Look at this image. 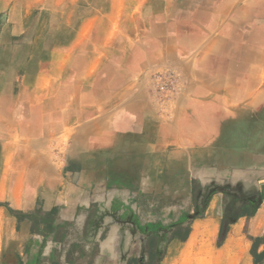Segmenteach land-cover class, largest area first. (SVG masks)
Listing matches in <instances>:
<instances>
[{
  "label": "crops",
  "instance_id": "1",
  "mask_svg": "<svg viewBox=\"0 0 264 264\" xmlns=\"http://www.w3.org/2000/svg\"><path fill=\"white\" fill-rule=\"evenodd\" d=\"M192 182L212 237L244 200L220 248L263 237L264 0H0V264H137L152 184Z\"/></svg>",
  "mask_w": 264,
  "mask_h": 264
},
{
  "label": "rangeland",
  "instance_id": "2",
  "mask_svg": "<svg viewBox=\"0 0 264 264\" xmlns=\"http://www.w3.org/2000/svg\"><path fill=\"white\" fill-rule=\"evenodd\" d=\"M152 185V215L137 216V226L142 230H138L136 245L130 252L132 260H134V254L137 256L139 260L137 264H148L147 244L150 238H153L151 246L156 250L155 262L158 264H254V259L250 254L252 242L248 239L246 228L237 238L228 241L231 243L227 249L218 246V235L212 237V225L205 221L207 217L209 218L205 214V209L212 205V199L210 193L202 190L200 184L196 182L190 184L189 197L180 196L181 184L154 183ZM163 193L168 197L161 198ZM233 194L234 192L224 195L215 205V211L221 210L222 212L223 229H226L228 221L233 218V212L239 207V203L244 201L234 198ZM256 197V205L262 206L264 197L261 191ZM197 225L201 228L196 229ZM194 232L197 234L195 244L189 245ZM174 235L178 239L185 235L187 238L189 235L190 237L187 242L180 244L173 241ZM222 248L224 252L228 251V254L222 252ZM263 250L264 244L260 243L256 251L260 254ZM260 264H264V258Z\"/></svg>",
  "mask_w": 264,
  "mask_h": 264
},
{
  "label": "trees",
  "instance_id": "3",
  "mask_svg": "<svg viewBox=\"0 0 264 264\" xmlns=\"http://www.w3.org/2000/svg\"><path fill=\"white\" fill-rule=\"evenodd\" d=\"M227 229H223V226L221 225L219 233H218V246H221L223 241L226 238L227 235ZM173 238H176L175 235L173 236ZM187 239V235L180 237L179 240L182 242H185ZM248 239L252 242V246L250 249V254L254 259V264H260V262L262 261V259L264 258V250L258 254L257 253V248L259 246V244H264V235L262 238H251L248 237ZM153 241V238H150L148 240V244H147V252H148V264H158V262H155L156 260V250L153 246H151V242ZM131 264V261L130 263Z\"/></svg>",
  "mask_w": 264,
  "mask_h": 264
},
{
  "label": "built area",
  "instance_id": "4",
  "mask_svg": "<svg viewBox=\"0 0 264 264\" xmlns=\"http://www.w3.org/2000/svg\"><path fill=\"white\" fill-rule=\"evenodd\" d=\"M178 77L172 72L157 73L152 77L153 93L158 100H167L176 91Z\"/></svg>",
  "mask_w": 264,
  "mask_h": 264
},
{
  "label": "bare ground",
  "instance_id": "5",
  "mask_svg": "<svg viewBox=\"0 0 264 264\" xmlns=\"http://www.w3.org/2000/svg\"><path fill=\"white\" fill-rule=\"evenodd\" d=\"M229 8V7H228ZM206 166V165H205ZM201 228V226H199V225H197L196 226V229H200ZM196 231V230H195ZM238 232V231H237ZM233 234V233H232ZM196 238H197V234H196V232H194L193 233V235H192V237L190 238V241H189V245H193V244H195V240H196ZM231 243V241L230 242H228V245L227 246H229V244Z\"/></svg>",
  "mask_w": 264,
  "mask_h": 264
},
{
  "label": "water",
  "instance_id": "6",
  "mask_svg": "<svg viewBox=\"0 0 264 264\" xmlns=\"http://www.w3.org/2000/svg\"><path fill=\"white\" fill-rule=\"evenodd\" d=\"M261 193H262V196L264 197V185L261 187Z\"/></svg>",
  "mask_w": 264,
  "mask_h": 264
}]
</instances>
